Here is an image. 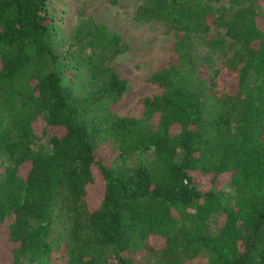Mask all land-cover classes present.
<instances>
[{"label": "trees", "instance_id": "1", "mask_svg": "<svg viewBox=\"0 0 264 264\" xmlns=\"http://www.w3.org/2000/svg\"><path fill=\"white\" fill-rule=\"evenodd\" d=\"M96 1L0 0V264H264V0H135L174 31L138 116Z\"/></svg>", "mask_w": 264, "mask_h": 264}, {"label": "rangeland", "instance_id": "2", "mask_svg": "<svg viewBox=\"0 0 264 264\" xmlns=\"http://www.w3.org/2000/svg\"><path fill=\"white\" fill-rule=\"evenodd\" d=\"M230 1L214 0L211 1V4L218 7L229 4ZM73 5H75L74 0H53L52 2V7L59 16L64 15L68 7ZM136 8L137 2L135 0H118L114 5L109 4L106 0H97L93 9L96 18L106 24L109 30L117 34L127 46L126 51L116 60V65L120 76L128 81V89L112 108L117 114L129 116L140 114L141 111L137 101L152 90L147 81L148 76L155 71L159 64L167 61L170 55V46L174 41V31L167 28L165 23L156 20H136L134 17ZM215 32L212 28L211 36L215 35ZM57 43L58 39L55 40V48L63 50V48L57 46ZM194 46L196 47L194 51L196 50L202 57L200 63L206 65L203 78L208 71L211 72L215 67L221 68L223 56L233 50L234 47L229 39H226L224 46L209 48L199 43H195ZM219 80L222 86L230 90L233 79L225 70H221ZM31 128L35 137L36 148L44 147L47 141L43 136L44 121L41 115L36 114L31 121ZM145 159L152 161L153 157L147 156ZM129 164L133 165L134 160ZM224 192L230 195L232 188L227 186L224 188ZM96 194L97 191L93 195L90 194L92 203ZM205 260L206 256L198 255L189 264H204Z\"/></svg>", "mask_w": 264, "mask_h": 264}]
</instances>
